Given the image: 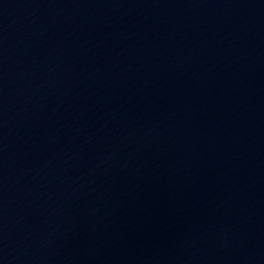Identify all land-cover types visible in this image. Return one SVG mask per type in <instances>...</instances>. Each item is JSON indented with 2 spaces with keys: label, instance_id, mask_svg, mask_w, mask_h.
<instances>
[{
  "label": "water",
  "instance_id": "1",
  "mask_svg": "<svg viewBox=\"0 0 264 264\" xmlns=\"http://www.w3.org/2000/svg\"><path fill=\"white\" fill-rule=\"evenodd\" d=\"M0 264H264V0H0Z\"/></svg>",
  "mask_w": 264,
  "mask_h": 264
}]
</instances>
